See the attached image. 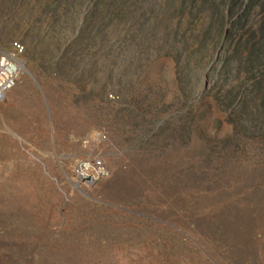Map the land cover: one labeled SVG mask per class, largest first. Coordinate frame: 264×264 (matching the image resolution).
Wrapping results in <instances>:
<instances>
[{"label":"rangeland","instance_id":"rangeland-1","mask_svg":"<svg viewBox=\"0 0 264 264\" xmlns=\"http://www.w3.org/2000/svg\"><path fill=\"white\" fill-rule=\"evenodd\" d=\"M12 42L0 264H213L203 208L264 205V0H0V53ZM234 115L243 152L221 141ZM83 157L107 176L75 182ZM248 246L232 264H264Z\"/></svg>","mask_w":264,"mask_h":264},{"label":"trees","instance_id":"trees-1","mask_svg":"<svg viewBox=\"0 0 264 264\" xmlns=\"http://www.w3.org/2000/svg\"><path fill=\"white\" fill-rule=\"evenodd\" d=\"M101 3H106L108 0H99ZM229 29L225 32L226 37L229 36ZM216 34H220V29L217 30ZM231 34V33H230ZM252 118L261 117V122L264 120V114L262 116L259 113L251 112ZM239 115L231 118L232 131L222 138L223 144H238L243 152L246 146V137L244 136L247 127L240 125L237 120ZM258 135L264 142V125L257 129ZM211 149L207 148L209 154ZM223 159H226L224 152ZM241 193L235 194L233 197L236 198ZM238 195V196H237ZM264 198V196H263ZM231 200V197L224 198L221 202L216 205H208L203 208L202 213L205 215L201 219V224L198 225V234L200 236L208 237L213 249L211 250L203 247L201 244L198 245L199 251L204 256L211 260L213 264H232L235 260L233 254L244 248V256L249 261L254 258L252 246H248L251 242H264V205L256 203L254 205L248 204V206L237 208V207H226L227 202ZM264 199H262L263 203ZM131 212V211H130ZM133 212V211H132ZM135 213V212H134ZM242 238H245V242L242 244ZM244 241V240H243ZM210 251V252H209Z\"/></svg>","mask_w":264,"mask_h":264},{"label":"built area","instance_id":"built-area-1","mask_svg":"<svg viewBox=\"0 0 264 264\" xmlns=\"http://www.w3.org/2000/svg\"><path fill=\"white\" fill-rule=\"evenodd\" d=\"M22 51L20 43L12 42L8 50L0 53V98L17 82ZM71 174L75 182L87 186L106 177L108 168L98 157H83L74 162Z\"/></svg>","mask_w":264,"mask_h":264}]
</instances>
